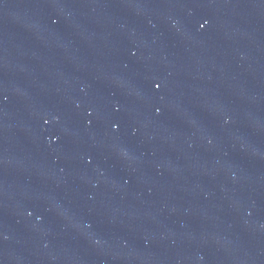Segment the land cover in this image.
<instances>
[{
	"label": "water",
	"instance_id": "obj_1",
	"mask_svg": "<svg viewBox=\"0 0 264 264\" xmlns=\"http://www.w3.org/2000/svg\"><path fill=\"white\" fill-rule=\"evenodd\" d=\"M147 99L264 170V0H22Z\"/></svg>",
	"mask_w": 264,
	"mask_h": 264
}]
</instances>
